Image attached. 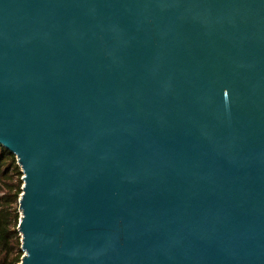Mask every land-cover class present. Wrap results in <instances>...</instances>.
Listing matches in <instances>:
<instances>
[{
    "label": "water",
    "instance_id": "1",
    "mask_svg": "<svg viewBox=\"0 0 264 264\" xmlns=\"http://www.w3.org/2000/svg\"><path fill=\"white\" fill-rule=\"evenodd\" d=\"M19 264H264V0H0Z\"/></svg>",
    "mask_w": 264,
    "mask_h": 264
},
{
    "label": "trees",
    "instance_id": "2",
    "mask_svg": "<svg viewBox=\"0 0 264 264\" xmlns=\"http://www.w3.org/2000/svg\"><path fill=\"white\" fill-rule=\"evenodd\" d=\"M22 176L16 157L0 146V264H19L23 256L18 231Z\"/></svg>",
    "mask_w": 264,
    "mask_h": 264
},
{
    "label": "rangeland",
    "instance_id": "3",
    "mask_svg": "<svg viewBox=\"0 0 264 264\" xmlns=\"http://www.w3.org/2000/svg\"><path fill=\"white\" fill-rule=\"evenodd\" d=\"M23 177V176H22ZM20 211V210H19ZM20 215H21V213H20Z\"/></svg>",
    "mask_w": 264,
    "mask_h": 264
}]
</instances>
